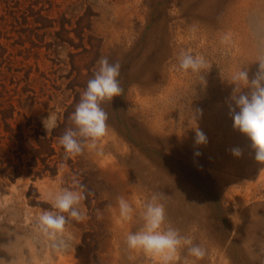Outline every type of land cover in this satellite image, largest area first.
Here are the masks:
<instances>
[{
  "label": "rangeland",
  "instance_id": "obj_1",
  "mask_svg": "<svg viewBox=\"0 0 264 264\" xmlns=\"http://www.w3.org/2000/svg\"><path fill=\"white\" fill-rule=\"evenodd\" d=\"M9 4L0 3V91L5 89L13 98L15 90L32 95L27 101L30 114L56 115L75 99L82 56L93 63L94 71L101 57L119 61L124 92L102 105L118 129L109 125L108 135L98 144L103 154L86 149L72 158L79 173L73 176L87 180L93 195L90 207L82 202L89 219L66 225L67 247L53 249L37 222L43 210L51 209V196L70 185L65 180L69 166L64 164L53 178L0 177V259L6 264H159L126 244L127 234L142 227L143 204L151 198L143 184L150 174L144 155L122 136L127 135L145 140L162 159L174 149L188 151L217 182L232 235L217 246L203 230L192 227L187 235L207 249L195 264H264V164L255 160L251 141L233 128L228 107L232 76L247 68L251 79L264 58V0ZM226 33L232 39L224 44ZM84 49L91 53L85 55ZM182 50L204 58L202 73L179 69ZM196 109L202 110L197 125L207 135V145L194 144ZM235 147L242 150L240 157L232 154ZM196 151L201 155L195 156ZM119 196L135 209L131 222L119 219ZM97 209L102 218H97ZM186 255L187 249H181L182 260ZM188 260L191 264L195 258Z\"/></svg>",
  "mask_w": 264,
  "mask_h": 264
},
{
  "label": "clouds",
  "instance_id": "obj_2",
  "mask_svg": "<svg viewBox=\"0 0 264 264\" xmlns=\"http://www.w3.org/2000/svg\"><path fill=\"white\" fill-rule=\"evenodd\" d=\"M231 34H224L221 42H231ZM259 67L250 79L247 68H241L232 76L231 84L234 85L232 94L228 98L231 103L229 115L233 120V128L245 135L251 141V147L255 152V160L264 164V58L258 60ZM98 69L93 78L87 82L86 89L81 93L80 100L68 119L72 126L66 127L63 134L58 137V143L63 147L66 158L82 156L85 150H96L97 155H102L99 150V142L108 135L109 116L103 104L111 103L114 97L123 95L119 77L121 64L119 61L110 62L107 57L98 60ZM206 62L202 56H194L190 52L181 51L179 54V69L187 72L202 73ZM201 78L204 80L203 76ZM206 83V81L204 80ZM248 89L247 92L243 89ZM193 111L192 119L196 122L194 144L207 145V135L198 127L197 120L202 116V110ZM47 132L58 126L55 114H49L42 121ZM234 156L240 157L242 150L238 147L231 149ZM195 156L201 155L199 151ZM61 167H64L61 165ZM93 193L77 176H72L70 185L63 187L51 196V209L43 210L37 222L38 230L51 242L53 249L67 247L63 238L66 233V225L74 220L85 222L89 219L87 210L82 207V202ZM160 193H154L143 204L141 218L142 227L135 232H129L126 236V244L129 249L140 250L145 254L158 259L159 264H190L188 257L195 261L203 260L207 255V249L194 243V239L188 235H182L167 221L165 205L161 202ZM119 219L121 222H131L135 209L124 197H117ZM111 208V205H108ZM97 218H102V211L96 210ZM187 249V255L181 257V249ZM0 264H6L0 259Z\"/></svg>",
  "mask_w": 264,
  "mask_h": 264
},
{
  "label": "trees",
  "instance_id": "obj_3",
  "mask_svg": "<svg viewBox=\"0 0 264 264\" xmlns=\"http://www.w3.org/2000/svg\"><path fill=\"white\" fill-rule=\"evenodd\" d=\"M1 2L8 4L7 6L11 2L14 7H19L22 0H0ZM1 38L0 31V55L4 47ZM84 53L89 55L91 50L84 49ZM93 66L92 62L88 63L86 56H82L77 64L76 85L79 90L76 97L63 112L56 113L58 126L49 132L42 123L48 112L34 115L27 111V101L32 95L22 96L15 90L16 97L13 98L14 94L7 95L5 89L0 91V177L10 180L22 175L33 180L45 176L53 178L64 164L71 171L66 174L67 182L71 181L73 174H79L75 169L77 163L72 158H66L58 137L66 127L72 126L68 117L79 102L87 82L94 76ZM109 122L108 120V125L113 126ZM113 128L118 130L114 126ZM119 134L123 133L119 131ZM122 136L144 155V167L150 173L143 183L146 197H151L154 193L162 194L161 202L166 208L167 221L178 228L182 235H187L192 227H196L199 231H204L212 244L223 246L231 238L233 229L220 188L210 173L205 169L201 170L188 151L180 154L178 149H174L170 151V157L165 159L166 156H163L162 159L160 153L149 148V143L145 140ZM178 157L184 163L178 161ZM131 174L136 177L132 172ZM86 182L87 180L82 183L92 191V187ZM84 203L90 207L91 197L88 196ZM202 212L204 214L201 215Z\"/></svg>",
  "mask_w": 264,
  "mask_h": 264
}]
</instances>
